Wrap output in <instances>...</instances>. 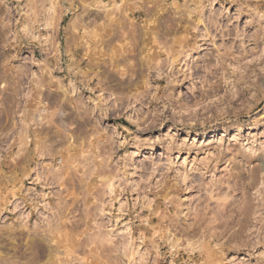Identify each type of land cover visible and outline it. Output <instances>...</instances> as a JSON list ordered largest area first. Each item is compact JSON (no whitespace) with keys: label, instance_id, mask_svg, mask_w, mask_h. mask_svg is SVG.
I'll list each match as a JSON object with an SVG mask.
<instances>
[{"label":"clouds","instance_id":"9594fccd","mask_svg":"<svg viewBox=\"0 0 264 264\" xmlns=\"http://www.w3.org/2000/svg\"><path fill=\"white\" fill-rule=\"evenodd\" d=\"M0 264H264V0H0Z\"/></svg>","mask_w":264,"mask_h":264}]
</instances>
